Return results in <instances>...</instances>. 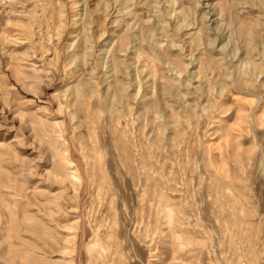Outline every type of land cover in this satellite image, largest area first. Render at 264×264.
<instances>
[{
	"label": "rangeland",
	"instance_id": "1",
	"mask_svg": "<svg viewBox=\"0 0 264 264\" xmlns=\"http://www.w3.org/2000/svg\"><path fill=\"white\" fill-rule=\"evenodd\" d=\"M0 264H264V0H0Z\"/></svg>",
	"mask_w": 264,
	"mask_h": 264
}]
</instances>
